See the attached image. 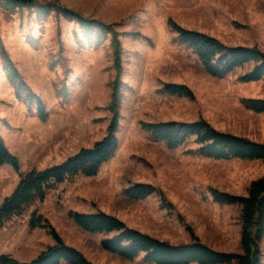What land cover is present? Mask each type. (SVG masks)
Wrapping results in <instances>:
<instances>
[{"label": "rangeland", "instance_id": "obj_1", "mask_svg": "<svg viewBox=\"0 0 264 264\" xmlns=\"http://www.w3.org/2000/svg\"><path fill=\"white\" fill-rule=\"evenodd\" d=\"M38 1L57 3L111 25L122 47L121 72L112 33L90 41L77 22L56 12L42 20L35 8L11 13L0 6V46L7 49L49 112L43 122L35 104L16 97L0 55V110H9L5 115L0 111L5 116L0 127L14 131L7 140L20 159L21 172L61 163L102 139L113 118L109 106L116 87L120 93L119 148L96 176L80 175L59 184L45 200L36 201L0 227V256L30 261L55 243L46 228L31 226L35 212L95 264H153L143 256L128 260L104 250L101 240L113 234L84 230L69 216L71 210L105 211L174 244L190 242L191 227L216 250L240 252L241 209L215 202L213 189L246 195L251 182L264 177V161L204 157L196 153L199 145L193 138L170 148L155 141L142 123L203 118L221 131L264 143V113L242 102L264 99V80L241 81L255 63L224 78L212 76L193 50L179 42L169 24L173 19L230 46L264 51V0ZM166 84L187 85L195 99L163 92ZM8 165L11 172L0 166V205L20 180ZM137 183L162 190L174 208H161L158 195L128 198L125 190ZM261 250L264 264V239Z\"/></svg>", "mask_w": 264, "mask_h": 264}, {"label": "trees", "instance_id": "obj_2", "mask_svg": "<svg viewBox=\"0 0 264 264\" xmlns=\"http://www.w3.org/2000/svg\"><path fill=\"white\" fill-rule=\"evenodd\" d=\"M0 6L9 12L23 9H36L40 19L47 18L52 12L75 21L90 41L99 40L112 33V46L117 57V67L121 72V43L111 25L57 3H42L38 0H0ZM171 28L178 34L179 42L198 56L205 70L212 76L224 78L238 68L255 63L249 73L241 77L243 82L264 80V51L258 47L244 45L230 46L220 39L202 31L187 29L170 19ZM137 36V35H136ZM0 55L5 64V72L16 97L30 106H37V116L45 122L49 112L44 101L33 92L24 80L20 70L3 44ZM120 74V73H119ZM116 87L110 103L113 118L107 134L92 147H82L77 153L61 163L44 169L21 172L20 159L8 148L0 132V166L10 164L19 174L20 180L11 195L4 198L0 205V227L15 215L22 214L36 201L46 199L48 193L64 182L76 177L96 176L102 166L110 161L119 148L118 132L120 127L119 96ZM163 92L178 97L195 99V93L187 85L166 84ZM246 108L264 113V99L246 98ZM143 128L155 141L165 142L170 148L185 145L192 138L199 145L196 153L216 160H263L264 143L251 140L230 132L217 129L206 119L193 122L165 121L143 122ZM128 198L146 199L151 195L162 197L161 208L172 210L162 190L149 183H137L125 190ZM213 199L220 204L237 205L241 209L240 252L220 251L202 242L188 227L192 240L188 243L174 244L161 240L141 230L128 226L119 217L105 211L83 213L71 210L69 216L84 230L111 235L101 240L104 250L128 260L143 256L147 263L153 264H263L261 242L264 239V177L253 180L246 195H237L213 189ZM32 227L46 228L54 239V244L43 250L30 261H19L7 255L0 256V264H95L83 251L68 244L54 225L42 216L33 213Z\"/></svg>", "mask_w": 264, "mask_h": 264}, {"label": "crops", "instance_id": "obj_3", "mask_svg": "<svg viewBox=\"0 0 264 264\" xmlns=\"http://www.w3.org/2000/svg\"><path fill=\"white\" fill-rule=\"evenodd\" d=\"M6 86H8V88H10V85H8L7 81H6ZM11 89V88H10ZM1 112L4 113H7L9 110L7 108H1L0 110ZM3 114L0 113V123H1V119H4L5 116ZM28 118V117H27ZM29 120V118H28ZM2 124V123H1ZM0 132L2 134V136L4 137L5 141H6V144L8 146V148L10 147V144L7 140V135L11 134V132H14L13 130L9 129L8 127L5 128V126L2 125V127H0ZM11 148V147H10ZM3 170H5L6 172H11V167L8 165V164H5L1 167ZM7 169V170H6Z\"/></svg>", "mask_w": 264, "mask_h": 264}]
</instances>
